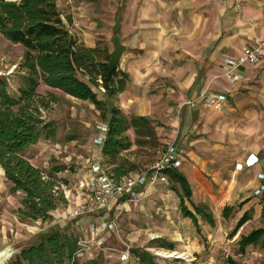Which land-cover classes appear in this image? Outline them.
<instances>
[{
	"label": "crops",
	"instance_id": "obj_1",
	"mask_svg": "<svg viewBox=\"0 0 264 264\" xmlns=\"http://www.w3.org/2000/svg\"><path fill=\"white\" fill-rule=\"evenodd\" d=\"M58 7L88 49L112 43L120 33L127 49L117 68L128 79L115 105L128 115L162 118L174 131L173 142L187 150L177 169L191 186L185 204L197 218L184 215L181 187L158 184L166 205L177 202L180 222L192 227L189 235L164 236L174 245L171 251L186 250L195 258L177 263L212 258L221 246L209 238H223L236 248L229 250L227 264H264V233L256 242L242 243L264 230V190L256 194L264 187V62L244 65V77L236 83L222 69L226 58L264 41V0H58ZM205 91L227 95L225 108L188 104ZM251 156L255 164L239 169ZM120 204L117 200L114 213ZM162 255L156 254L158 261Z\"/></svg>",
	"mask_w": 264,
	"mask_h": 264
},
{
	"label": "trees",
	"instance_id": "obj_2",
	"mask_svg": "<svg viewBox=\"0 0 264 264\" xmlns=\"http://www.w3.org/2000/svg\"><path fill=\"white\" fill-rule=\"evenodd\" d=\"M0 34L25 48L21 69L27 73L16 93L8 90L6 82H0V167L12 182L11 191L24 194L22 201L26 209H22V213L32 220H47L68 201L62 189V178L45 172L25 156L44 133L50 136L43 111L49 108L54 96H44L38 87L44 82L71 97L107 107L96 89L105 85L111 53L101 60L98 48L82 46L65 24L58 0H0ZM127 79L123 71L114 70L111 88L105 91L107 96L114 97L124 91ZM105 118L108 131L102 145L103 163L112 179L119 183L136 168L123 157V152L133 145L128 131L134 127L137 134L150 136L154 127L150 118L133 116L129 119L116 105ZM166 174L183 190L184 215L196 219L185 204V197L192 195L185 175L178 169H169ZM262 233L263 229L253 231L242 243L256 242ZM77 242L78 238L55 228L36 244L23 249L11 264H66L76 251ZM138 256L146 264H156L147 251L138 252Z\"/></svg>",
	"mask_w": 264,
	"mask_h": 264
},
{
	"label": "rangeland",
	"instance_id": "obj_3",
	"mask_svg": "<svg viewBox=\"0 0 264 264\" xmlns=\"http://www.w3.org/2000/svg\"><path fill=\"white\" fill-rule=\"evenodd\" d=\"M98 49L101 52L100 59L102 60L113 51L114 46L112 43H107L100 45ZM24 55L25 48L22 45L14 44L0 34V82H6L11 93H16L18 88L23 85V77L27 74L25 70L21 69ZM38 91L47 97L54 96L49 108L43 111L50 136L48 137L44 133L38 143L25 152V156L45 172L61 177L62 188L67 193H70L68 191L70 189L72 196L76 195L72 198L73 202L82 203L85 200V195L80 196L77 193L75 182L79 181L78 175L83 174L82 169L85 167L87 159L98 155L103 161V144H97L96 139L101 132L99 126L107 123L106 113L115 105V96H107L105 85L96 89L99 99L106 101L107 108L102 104L96 105L91 101L71 97L44 82H41ZM125 115L129 119L134 116L126 113ZM150 119L154 127V132L150 136L137 134L134 127L127 133L133 145L123 152V157L131 165L136 166L133 173L143 174L149 171L168 145L175 143L173 142L175 134L172 127L168 126L162 118L151 116ZM180 148L184 150V160L181 165L183 166L188 158V153L185 148ZM173 185L180 187L171 179L168 184H163V187L172 190ZM11 187L12 182L6 178L0 167V251L8 250L11 253L4 264H11L15 256L23 249L36 244L46 233L55 228L78 239L80 237L91 238L93 233L90 231V225L101 220L95 215H84L68 221L62 220L60 223L55 222L53 216L47 220H32L22 213L26 209L22 201L24 194L13 193ZM159 190L160 187L157 184L144 198L127 202L130 204L128 208L123 205L118 210L115 209V213L112 211V217L121 211L118 218L119 231L116 234L112 231L98 233L95 229L93 237H97V243L94 245L93 251L88 253L78 264H89L92 261H96L97 264H144L138 256V252L141 251L149 252L156 264L166 263L165 261L169 260H171L169 264H178L177 261L181 260V258H177L178 256L193 259L194 256L185 252L186 250L171 251L170 248H174L172 247L174 245L170 240L164 238V236L170 238L174 233L183 234L186 232L185 234L189 235L192 227L187 223L180 222L181 214L180 208L178 209L176 206L177 202H175L176 205L174 203L166 205V200L161 194H158ZM63 209L60 208L54 213H63ZM160 233H163V236L159 237ZM224 238L228 240L229 236H224ZM209 239L221 247L213 252L216 257H205L201 261L227 264V254L229 250L235 251V244L225 241L223 238L219 240L220 242ZM99 243H102L101 246ZM213 243L210 242L209 253L212 252ZM206 247L208 249L209 245ZM160 250H163L162 252L165 254L160 256L163 257L160 258L162 262L158 261L157 257L159 256H156V254L162 253ZM122 251H127L128 259H122ZM166 253L174 256L167 257ZM198 259L200 260V258ZM184 263L188 262L184 260Z\"/></svg>",
	"mask_w": 264,
	"mask_h": 264
},
{
	"label": "built area",
	"instance_id": "obj_4",
	"mask_svg": "<svg viewBox=\"0 0 264 264\" xmlns=\"http://www.w3.org/2000/svg\"><path fill=\"white\" fill-rule=\"evenodd\" d=\"M264 62V41H258L255 44L246 45L243 47L242 52L237 57H228L223 63V76L230 82L236 83L240 81L244 75L241 68L244 65H256ZM227 95L220 93H212L205 91L198 99L188 101V104L195 107L201 104L203 107L221 111L227 104ZM100 133L96 139L97 144L102 145L105 141L108 131V124L99 126ZM184 160V150L176 145V143L169 144L165 151L160 156L156 164L146 173L143 174H130L125 177L121 182L117 183L107 172L103 161L98 155L87 159L85 167L82 169L83 174L78 175L79 181L76 183L77 193L85 195V200L82 203L73 202L75 194L72 196V191L67 193L65 189L64 195L67 199V205L63 207L64 212L55 214L53 213L54 221L57 223L62 220H70L84 215H96L103 217L101 222H94L90 225V231L93 233L92 237H80L77 242V249L71 259L66 264H78L88 253L93 251L94 245L97 243L94 230L98 233L105 231L118 232V218L119 214L112 217V211L116 201H120L121 207L129 201L140 200L144 198L149 191L159 183H169V178L166 171L169 169L179 168ZM257 159L249 157L245 163L239 164V169L244 165L253 166ZM264 178V175H261ZM68 184V183H65ZM65 188V187H64ZM264 190L261 187L256 191L260 194ZM122 201V202H121ZM102 243H99L101 246ZM165 255V254H163ZM173 254L166 253L167 257H172ZM178 256V255H177ZM127 251H122V259H128ZM189 263L194 259L189 257H181ZM198 264H215L211 262L200 261Z\"/></svg>",
	"mask_w": 264,
	"mask_h": 264
},
{
	"label": "water",
	"instance_id": "obj_5",
	"mask_svg": "<svg viewBox=\"0 0 264 264\" xmlns=\"http://www.w3.org/2000/svg\"><path fill=\"white\" fill-rule=\"evenodd\" d=\"M114 49L111 52V60L107 65V72L105 77V90H109L111 88V76L114 70L117 69L118 64L123 56L124 51L127 49L126 45L122 42V37L120 33H116L115 36L111 39ZM10 251L4 250L0 251V264H4L5 261L10 256Z\"/></svg>",
	"mask_w": 264,
	"mask_h": 264
},
{
	"label": "bare ground",
	"instance_id": "obj_6",
	"mask_svg": "<svg viewBox=\"0 0 264 264\" xmlns=\"http://www.w3.org/2000/svg\"><path fill=\"white\" fill-rule=\"evenodd\" d=\"M172 256V255H171Z\"/></svg>",
	"mask_w": 264,
	"mask_h": 264
}]
</instances>
